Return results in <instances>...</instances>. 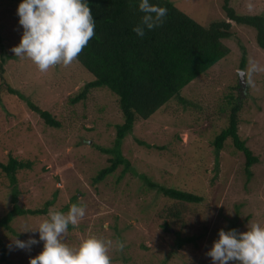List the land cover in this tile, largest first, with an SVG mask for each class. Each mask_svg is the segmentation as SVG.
I'll return each instance as SVG.
<instances>
[{"label": "rangeland", "instance_id": "1", "mask_svg": "<svg viewBox=\"0 0 264 264\" xmlns=\"http://www.w3.org/2000/svg\"><path fill=\"white\" fill-rule=\"evenodd\" d=\"M174 1L205 26L226 16L224 0ZM19 2L0 0V64L7 67L6 81L61 121L60 128H52L28 109L21 115L22 106L4 92L0 75V162L13 156L32 163V169L17 173L20 206L37 209L53 200L49 210L64 211L76 198L86 211L69 228L65 242L75 247L90 235L119 237L126 246L122 251L110 250L113 264H213L206 253L219 229L246 231L248 223L264 224V70L250 77L244 71L252 60L264 68V50L258 47L253 28L236 26L234 39L226 40L232 50L226 58L185 87L183 99H174L150 119L136 122L122 145L135 172L124 173L121 167L97 183L94 177L108 165L109 157L96 146L112 148L116 126L123 123L118 97L108 88H95L85 100L72 104L70 97L93 78L76 59L42 72L31 59L16 56L11 49L23 32ZM236 2L239 12L264 15V0ZM231 95L240 104V137L258 158L250 180L246 158L232 139L221 150L214 145L228 127L235 103L227 104ZM142 175L203 200L188 203L166 198ZM13 193L0 170V219L13 207ZM45 218L47 214L23 215L11 222V229L0 227V264H6L1 260L3 248L10 263L30 264L43 241L30 249L9 245L15 236L38 238V232L21 231L25 226L37 227ZM177 231L186 242L182 247L177 246Z\"/></svg>", "mask_w": 264, "mask_h": 264}, {"label": "trees", "instance_id": "2", "mask_svg": "<svg viewBox=\"0 0 264 264\" xmlns=\"http://www.w3.org/2000/svg\"><path fill=\"white\" fill-rule=\"evenodd\" d=\"M236 1L224 0L223 11L226 16L205 26L174 0H151L153 3L165 5L169 11L164 24L151 30L145 29V34L141 37L133 31V26L143 15L138 10L137 3H132L131 0H89L96 20L95 35L76 60L92 74L93 78L91 77L90 82L86 83L79 93L71 96L69 102L77 104L85 100L91 90L108 88L118 97L119 109L123 116V123L116 126L113 147L96 146L109 157V160L108 165L94 177L95 182L105 181L121 167L124 173L134 171L131 162L122 151L124 139L133 133L136 122L150 119L160 108L174 99H183L181 92L188 84L203 76L230 54L232 50L227 46L226 40L234 39L236 26L253 28L256 32V43L264 50V15L239 12ZM243 6L242 1L241 7ZM244 51L243 49V53ZM245 67L246 61L243 59L240 68L243 70ZM6 70L5 64L1 63L0 75L3 78L1 85L4 92L16 97V103L19 102L23 107H19V113L22 115L23 109H28L38 114L47 127L60 128L61 121L57 117L28 101L20 91L6 81ZM227 100L228 105L233 101L235 103L231 107L228 127L215 138L214 145L217 150H221L226 141L232 139L246 158V174L250 180L253 176L252 168L258 162V158L240 137L237 115L240 104L236 103L232 95ZM0 102L2 103L1 95ZM219 109L222 111V106H219ZM29 169H32L31 162L13 156H10L6 163L0 162V170L6 174L14 188L13 207L0 219V227L11 229V222L18 216L46 215L55 203L53 200L47 201L37 209H26L19 205L17 173ZM145 176L142 175V178L149 186L158 189L166 198L188 203H199L203 200L196 194L161 186ZM73 199L76 202V198ZM69 206L70 204L66 205L63 210L67 211ZM69 228L72 229L73 225L70 224ZM175 233L178 239L177 246H184L186 242L181 232ZM2 250L1 260L6 264H12L7 259L5 249Z\"/></svg>", "mask_w": 264, "mask_h": 264}, {"label": "clouds", "instance_id": "3", "mask_svg": "<svg viewBox=\"0 0 264 264\" xmlns=\"http://www.w3.org/2000/svg\"><path fill=\"white\" fill-rule=\"evenodd\" d=\"M131 2L137 3L138 10L143 13L133 26L138 36L143 37L145 29L164 24L169 11L165 5L151 0ZM17 14L23 32L20 42L11 50L16 56L31 59L42 72L61 63H72L95 35L96 20L89 0H20ZM261 70L264 68L252 60L244 71L250 77L251 73ZM85 211L86 205L79 202L71 203L67 212L50 209L47 218L37 227L25 226L21 231L38 232V238L30 235L22 240L15 236L9 248L30 249L43 241L42 250L30 258V264H113L110 250L122 251L126 246L119 237L113 240L90 235L75 247L65 242L69 225L75 226ZM206 254L213 264H264V224L248 223L246 231L219 229L218 238L212 241Z\"/></svg>", "mask_w": 264, "mask_h": 264}]
</instances>
